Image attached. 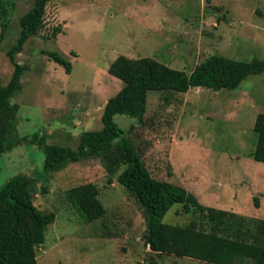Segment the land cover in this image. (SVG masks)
Returning a JSON list of instances; mask_svg holds the SVG:
<instances>
[{
  "label": "rangeland",
  "instance_id": "obj_1",
  "mask_svg": "<svg viewBox=\"0 0 264 264\" xmlns=\"http://www.w3.org/2000/svg\"><path fill=\"white\" fill-rule=\"evenodd\" d=\"M11 1L0 43V85L13 71L6 51L19 35V17L34 0ZM54 28L60 29L56 38L46 39ZM42 50L65 55L70 73ZM214 53L264 59V0H49L41 28L16 55L25 66L21 90L12 98L19 109L9 139L12 144L17 139L0 153V186L15 174L40 172L43 144L75 148L82 131L101 128L103 106L122 86L108 72L118 55L151 57L189 73ZM258 112H264V72L249 75L232 90H151L141 120L124 114L114 120L130 128L127 135L152 177L180 184L203 205L264 219V163L250 156ZM37 177L33 203L55 213L37 247L38 264H152L142 208L98 159ZM89 182L98 187L105 212L87 222L66 190ZM196 217L173 204L162 221L186 226ZM155 260L206 264L174 255ZM237 264L255 261L244 258Z\"/></svg>",
  "mask_w": 264,
  "mask_h": 264
},
{
  "label": "trees",
  "instance_id": "obj_2",
  "mask_svg": "<svg viewBox=\"0 0 264 264\" xmlns=\"http://www.w3.org/2000/svg\"><path fill=\"white\" fill-rule=\"evenodd\" d=\"M48 1L34 0L19 17V35L6 51L13 71L8 82L0 85V153L10 150L17 139L14 138L13 144L9 139L19 109L12 98L21 90L20 77L25 66L16 61V55L41 28ZM12 9L11 0H0V43ZM59 32V28H54L46 39H55ZM42 53L70 73L71 62L65 55L49 50ZM108 72L122 86L106 100L100 116L101 128L82 131L75 148L43 144L44 162L40 172L34 176L15 174L0 186V264H38L37 247L44 242L46 228L54 222L55 213L42 211L33 203L31 192L37 174L58 171L69 163L89 158L98 159L109 178L114 177L142 208L143 239L154 254V259H150L152 264H156L155 257L164 255L192 258L206 264H237L244 258L264 264V219L203 205L180 184L152 177L127 135L130 128L125 129L114 120L117 114L141 120L151 90L183 93L192 87L236 89L249 75L264 72V59L244 61L214 53L187 73L151 57L130 58L121 54L109 64ZM253 130L256 141L250 156L264 163V112L255 115ZM34 138L33 134L30 141ZM98 194V187L90 182L66 190L67 199L81 210L87 222L105 212ZM173 204H180L183 211L193 212L197 217L186 226L164 223L162 218ZM253 204L259 206L256 196Z\"/></svg>",
  "mask_w": 264,
  "mask_h": 264
},
{
  "label": "crops",
  "instance_id": "obj_3",
  "mask_svg": "<svg viewBox=\"0 0 264 264\" xmlns=\"http://www.w3.org/2000/svg\"><path fill=\"white\" fill-rule=\"evenodd\" d=\"M254 119H255V118H254ZM254 145H255V144H254ZM253 149H254V147H253ZM253 149H252V151H253ZM252 151H251V152H252ZM263 212H264V210H263ZM238 214H240V213H238ZM242 215H243V214H242ZM245 216H246V215H245ZM249 217H250V216H249ZM254 218H256V217H254Z\"/></svg>",
  "mask_w": 264,
  "mask_h": 264
}]
</instances>
